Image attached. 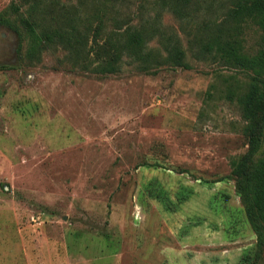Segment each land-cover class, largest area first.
<instances>
[{
    "label": "rangeland",
    "instance_id": "1",
    "mask_svg": "<svg viewBox=\"0 0 264 264\" xmlns=\"http://www.w3.org/2000/svg\"><path fill=\"white\" fill-rule=\"evenodd\" d=\"M19 1L0 0V264H252L230 177L245 123L227 95L247 75L190 51V69L155 73L127 60L115 74L74 71L62 52L31 64L20 24L2 23ZM142 2L159 11L122 9ZM160 22L187 47L172 14Z\"/></svg>",
    "mask_w": 264,
    "mask_h": 264
},
{
    "label": "trees",
    "instance_id": "2",
    "mask_svg": "<svg viewBox=\"0 0 264 264\" xmlns=\"http://www.w3.org/2000/svg\"><path fill=\"white\" fill-rule=\"evenodd\" d=\"M125 1L20 0L5 9L2 23L11 26L13 16L20 24V32L17 24L11 27L31 64L45 52H62L63 63L74 71L115 74L127 60L139 72L155 73L163 66L190 69V51L197 61L246 74V81L227 86L245 123L246 139L245 153L231 161L230 177L256 237L252 264H259L264 253V0H153L150 5L159 11L152 14L144 12L146 2L126 12ZM160 11L172 14L187 32L186 48L175 33L164 31ZM253 28L257 45L248 50L246 37ZM154 39L160 48L153 54L148 46Z\"/></svg>",
    "mask_w": 264,
    "mask_h": 264
}]
</instances>
